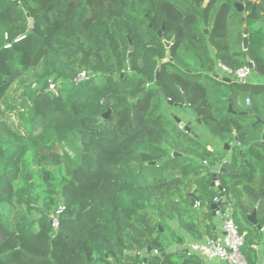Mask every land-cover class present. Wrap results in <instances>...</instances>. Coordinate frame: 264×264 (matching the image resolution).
I'll return each instance as SVG.
<instances>
[{"label": "trees", "instance_id": "obj_1", "mask_svg": "<svg viewBox=\"0 0 264 264\" xmlns=\"http://www.w3.org/2000/svg\"><path fill=\"white\" fill-rule=\"evenodd\" d=\"M236 1L0 0V264H200L182 245L213 237L223 161L241 254L264 256V0H241L245 51ZM246 57L249 84L212 78Z\"/></svg>", "mask_w": 264, "mask_h": 264}, {"label": "built area", "instance_id": "obj_2", "mask_svg": "<svg viewBox=\"0 0 264 264\" xmlns=\"http://www.w3.org/2000/svg\"><path fill=\"white\" fill-rule=\"evenodd\" d=\"M31 25L28 26V29H31ZM23 37H20L18 40H21ZM9 45H6L5 48H8ZM254 67L252 60H249L247 65L243 66L238 70H231L225 67L224 65L218 63L217 68L222 71L228 77H235L236 81L244 82L248 78L251 70ZM87 75L83 72L81 73L76 82H79L83 79H86ZM50 89L53 88L52 83H50ZM249 105V99L245 100V106ZM219 193H224V190L221 189ZM214 203H222L220 207L215 210V216L221 219L220 224V234L215 237H204L201 241H190L185 244L183 247L186 250L188 256H196L200 261L205 264L206 262H218L220 264H247L245 259L241 254V248L244 244V237L237 230V227L234 223L232 213H233V204L222 202V198L217 197L214 199ZM198 202L195 203V207H198ZM62 211V206L56 209V211L50 215V225L56 231L58 229V217ZM256 264H264V257L259 259Z\"/></svg>", "mask_w": 264, "mask_h": 264}, {"label": "water", "instance_id": "obj_3", "mask_svg": "<svg viewBox=\"0 0 264 264\" xmlns=\"http://www.w3.org/2000/svg\"><path fill=\"white\" fill-rule=\"evenodd\" d=\"M233 6H234L236 12L238 14H240V20L242 22V50L245 51L247 49V45H248V30H247V26L245 24V14H244L243 4H242L241 0H238V1H236V2L233 3ZM28 24L29 25L32 24V20L31 19L28 20ZM211 26H213V24ZM154 31H155V33L157 35V38L160 39V40H162L163 39L164 27L162 26L160 29H155ZM123 33L125 34L126 32L124 31ZM203 33L205 35H207L208 34V30L207 29L203 30ZM172 42L169 43V42H166L165 40H163V44H164V46L166 48L165 58H164L163 62L170 61L169 48H170ZM128 43H129V45H131V41L129 39H128ZM131 55H132V53L129 52L128 55H127L128 58H130ZM249 60H250L249 57H246L247 63L249 62ZM128 63L130 64V61H128ZM157 76H158V72H156V77ZM212 78L213 79L222 80L223 82H226V83H229L232 80H236L235 77L230 78V77H227V76H221V75H219L217 73H214L212 75ZM244 83L249 84L250 83V78H246L244 80ZM226 101L229 102L230 101V97H228L226 99ZM187 104H188V99L185 98V105H187ZM173 106L176 107V106H181V105L174 104ZM227 112L230 113V114H232V115H235L236 114V112L233 110L231 104H228ZM108 114H109V111L104 115V118H108ZM239 115H252V113H251L250 110H247L246 112H240ZM171 116L174 118L175 123L178 124V126H179L180 129H183L186 133H191V135H193L194 137H197V135L194 132H191L190 131V128H189L190 123L189 122L188 123H183L177 117L173 116V114H171ZM256 123H261L262 124V121H260V119L257 118L256 119ZM224 149L225 150H228V147L225 145L224 146ZM173 156H178V155L176 153H174ZM219 166L220 167H219L218 171L213 172L212 174H208V176L211 177V180H212L211 186L217 188V191L218 192H220L221 189H222L219 186V183H218V175L224 173V170H225V168L227 166V162L224 161ZM29 179H30V175L29 174H25V180L26 181H29ZM222 195H223L222 193H219V197L220 198L222 197ZM260 197H261V195L252 196L253 203H254V208H253L252 213L250 215H247L248 222L252 226H256L258 230H261V228L259 226H257L256 205L258 204V201H259ZM221 205H222V203H217V204L216 203H213V205L211 206L212 215L215 214V210L218 207H220ZM241 211H242V213L245 214V212L242 209H241ZM160 231H162V230L160 229ZM147 252L150 253V250L148 249ZM184 253H186V250H184ZM139 255H140V249H137L136 250V253H135V258L138 259L139 258ZM142 262H143V264H146L147 263V257L143 258L142 259Z\"/></svg>", "mask_w": 264, "mask_h": 264}, {"label": "crops", "instance_id": "obj_4", "mask_svg": "<svg viewBox=\"0 0 264 264\" xmlns=\"http://www.w3.org/2000/svg\"><path fill=\"white\" fill-rule=\"evenodd\" d=\"M215 73H217V74H219V75H221V76H225L224 75V73L222 72V71H220L219 69L215 72ZM250 82H251V79H250ZM248 106V105H247ZM247 110H250V109H247ZM251 111V110H250ZM252 113V112H251ZM249 116H254V114L252 113V115H249ZM256 119H257V117H256ZM259 119V118H258ZM260 121H262V124H264V121L263 120H261L260 119ZM261 124V123H260ZM225 146V145H224ZM227 146V145H226ZM228 147V146H227ZM224 162V161H223ZM219 167L220 166H218L216 169H215V171L214 172H216V171H218V169H219ZM260 195V194H259ZM244 214V213H243ZM245 216H246V220H247V215L248 214H244ZM213 216V220H212V223H213V237H215V236H217L218 234H220V224H221V219L220 218H218V217H216L215 215H212ZM248 221V220H247ZM190 241H192L190 238H188V236L187 235H185V242H184V244L182 245V249H183V247L185 246V244L187 243V242H190ZM184 250V249H183ZM257 254H258V257H259V259H261L262 257H264L263 255H262V249H261V247L259 246V247H257ZM196 257V256H195ZM197 258V257H196ZM199 259V258H198ZM200 260V259H199ZM200 264H203L202 262L200 263ZM205 264H220V263H218V262H206Z\"/></svg>", "mask_w": 264, "mask_h": 264}, {"label": "rangeland", "instance_id": "obj_5", "mask_svg": "<svg viewBox=\"0 0 264 264\" xmlns=\"http://www.w3.org/2000/svg\"><path fill=\"white\" fill-rule=\"evenodd\" d=\"M252 25L257 27V30H258L259 33L261 32V26H260V25L256 24L255 22H253ZM259 38H260V35L255 36V40H256V41H258ZM29 81H30L29 78H27V79L24 80L25 84H28ZM176 113L178 114V112H176ZM169 114H170V115H171V114L174 115V113H169ZM184 264H185V263H184Z\"/></svg>", "mask_w": 264, "mask_h": 264}, {"label": "flooded vegetation", "instance_id": "obj_6", "mask_svg": "<svg viewBox=\"0 0 264 264\" xmlns=\"http://www.w3.org/2000/svg\"><path fill=\"white\" fill-rule=\"evenodd\" d=\"M180 107V106H179Z\"/></svg>", "mask_w": 264, "mask_h": 264}]
</instances>
